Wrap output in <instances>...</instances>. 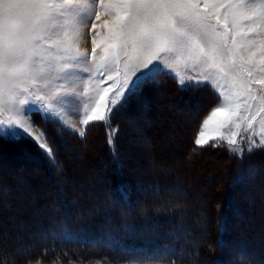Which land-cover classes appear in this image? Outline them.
I'll use <instances>...</instances> for the list:
<instances>
[{"label": "rangeland", "instance_id": "1", "mask_svg": "<svg viewBox=\"0 0 264 264\" xmlns=\"http://www.w3.org/2000/svg\"><path fill=\"white\" fill-rule=\"evenodd\" d=\"M47 2L53 3L56 7L54 9L40 10L43 15L50 17V20L43 22L41 26L43 27L46 24L53 33L67 31L68 36L66 40L72 48L74 50L79 49L80 52H86L88 54L86 57L82 58L85 60V63L81 71H83V69H91V71L84 72L83 80L77 87V93L80 95L82 101L77 109L79 115H73L67 113L66 110L58 109L64 112L67 124L73 129V132L85 133L89 123L99 121L92 119L89 120L87 125L83 123L86 117H90L94 114V110H96V114L104 115L105 120L109 117L105 109V103L118 99L117 92H119L121 88L117 85H122L125 73H131L138 61L134 53L130 54L132 56L130 59L128 56H125L122 51L107 47L109 44V29L107 24H113L115 22V14L109 7L108 0H104L103 7H100V0H77V3H79L82 8L80 9V15L76 16L75 19L68 13H75L77 11L76 9L68 10L59 7L63 4L64 0H47ZM197 2L201 6V13L210 15L213 22H215L216 15H220L221 29L225 23L228 24V27H233L231 17L227 20L225 19L228 9L211 7L213 4H224L229 2V0H197ZM230 2L234 3L235 0H230ZM246 2L248 4H260L261 0H246ZM61 12H64L65 15L62 16ZM97 13L100 15L99 20H95ZM81 17H83V19H81ZM65 20L69 21V27L63 30L59 27H52L54 23L58 22L59 24H63ZM93 22L97 25L95 29L92 27ZM239 23L241 29L247 31V22L239 21ZM235 31L236 30L233 29V35H235ZM249 35L251 37V34ZM93 38L96 40L95 45L93 44ZM241 39V36H236L238 44L241 42ZM94 47L96 50L95 60L92 58ZM106 48L107 59L104 58ZM253 51H255L253 65L248 66L245 63L243 67L247 69V71L252 72V76L249 79L253 89L252 95H254L256 99H250L249 93L242 86L244 78H247V71H244L241 75L237 76L239 84L235 90L239 92V99L235 101V105L238 107L233 114V124L229 128L223 129L225 135H229V133L232 132L238 133V135L229 136L230 139H235L237 143L233 145L226 141L216 140L210 141L209 144H224L232 149L240 151L249 146L250 138L255 139L257 143L264 140V135H260L264 132V111H260L261 108H264V99H262L264 98V85L257 83L258 80H264V72L259 70V68L264 65V58H262L259 51L255 49H253ZM114 57L118 58V63L113 62ZM244 59L245 61L248 59L247 52H244ZM169 60L173 64L175 75L173 79H175V81L183 79L187 82L189 77L196 75L198 72L205 75L211 73L214 79L217 78L216 70L207 69L205 65H198L197 69L194 70L192 68L193 60L189 58V53L185 50H178L177 53L171 54ZM43 63L49 74L47 78H38L37 84L31 90L36 91L39 95L45 96L48 102L55 105L56 101L52 99L53 95L58 92H63L64 88L67 87L64 80L56 78L58 75L62 74V72L57 71L56 66L62 65L66 63V61H53V67L51 69L47 68L48 62L46 59ZM236 63L237 66L241 65L239 54L236 56ZM222 67L229 75L220 78L219 85H223V87L227 89L232 83L233 75V68L227 56L223 61ZM109 76L111 79H109ZM165 76L167 75L160 76L159 79ZM132 79H134V77H132ZM49 80L51 83L48 82ZM219 85L217 86L219 87ZM105 89H108L107 94L104 92ZM169 89V86L162 85L149 87L146 90V97H144L147 100H133L128 107L117 112V119L121 121L123 125H121L122 134L120 138L123 149L122 157L124 165L127 166L130 171L128 172L130 175L129 182L133 189L137 182H141L144 175H149L156 171H158L156 174L158 177L164 178L168 175H173L175 177L176 185L167 186V191L171 189V200L184 203V216L188 210H195L196 217L193 215V220L196 224L194 228L200 231L202 234L201 239L205 241L206 235L208 234L205 232L207 216L203 213V209L207 207L206 203L208 201L212 199L220 201L225 197V191L226 188L228 189L230 186V181L220 178L223 172L220 164L223 159L218 152L201 150L194 154L190 149L191 137L193 138L196 132H191L194 125L193 122L196 121L198 113L204 111L207 107L209 97L205 92L206 90L199 92V102H192L187 100V98L179 97L178 94L171 92V89ZM101 96H103V102L100 100ZM222 98L223 97H221V99ZM249 105H251V107H249ZM116 107H118V105ZM108 108L112 110L115 109L111 103H108ZM12 115H14V113L4 110L2 101H0V120L6 119ZM252 117H255L254 121ZM25 119H27V117H25ZM237 124H239V128L236 127ZM249 125H251V128H249ZM211 127L210 125V129ZM119 129L120 128H118V130ZM250 132L252 133L251 137L249 135ZM210 134L215 135V133L212 132H210ZM93 140L96 141L95 144ZM55 146L57 149L55 161L49 160L53 169H55L52 175L56 179L55 181L58 186L59 184L63 186L66 185V188H69L71 192L73 191L75 195L80 196L84 194L86 202L89 205L91 204V206H89L90 209L96 205L99 209L101 208L104 211L107 210L108 213H110L113 210L112 203L107 208L103 204H95L92 198V193L96 190L95 188L101 189L99 195L95 197L99 201L108 199L109 195L112 193L98 185L99 182H97L99 179L101 180L100 175L108 164L107 159H105L108 153L104 137L101 134L100 136L99 134H93L87 145L81 144L80 146L74 140H68V144L66 145L60 142L58 144L55 143ZM93 151L94 153L96 151L97 155H94ZM57 152H60L61 155H57ZM256 152H260V154L253 157L251 161L260 162L263 166L260 167L262 170L255 177V174H253L254 170L249 167L245 171L243 178V181L252 184L250 189L252 193H247L244 186L240 185L235 189L231 197L238 204L245 201L248 207L250 206V209L257 203V200L259 202L261 201L260 206L257 212L253 213L251 217L239 215V212L236 210L235 206H233L231 209V212H233V220L227 215L219 217V214H217V212H219V207L217 208L218 205H213L214 208L211 206L216 214L215 219L217 227L215 238L217 244H215L218 246L233 249L236 246L235 237L231 238L228 243H224L226 230L229 232L234 231L235 235L238 228L240 229L242 227L241 222L244 220L250 223V227H256V223H261L260 232L255 236V240L259 242V239H264V150H257L254 153ZM101 158L102 160H100ZM37 162L38 160H36V162H34V160L32 161L27 151L18 144L9 145V148L4 147V145L0 147V175L8 176L9 178L11 177L10 179H13L12 185L10 186L7 184H0V245L7 242V237L13 240L11 241L12 244L11 242L9 243L11 248H14V254L28 251V248L34 247L36 242H38L37 240L40 239L38 233H35L36 235L29 239L22 238L21 235L29 229V225L27 223L25 224L20 216L18 218V215L22 212L27 203L32 204L33 210L34 208L42 206L35 199V193L39 195L42 192L56 191V188L53 187L54 183H52L51 174L41 171L39 169L40 167H38L39 162ZM135 173H139L138 175H140V177L135 176ZM74 184L76 186L80 184V187L74 189L72 187ZM185 185L190 186L191 192L181 188V186L183 187ZM13 191H17L19 196L13 200H9V194ZM136 191L137 193L139 192V196L146 197L151 195L154 189L150 187L146 190V188L136 184ZM58 197L60 198V196ZM58 197H56L55 200L53 199L54 205L58 202L56 201L59 199ZM184 197L193 200L195 202V207L191 205H189L190 209L186 207L187 203L184 202ZM71 203L80 206L82 204L81 201L75 198L71 200ZM54 205L50 206L51 208L49 211L51 213L49 214H45L48 209L44 205V212L39 216L48 218L55 212H59L63 216L70 214H67L65 210L61 209L60 207L62 206L60 204H58L60 207ZM9 207L11 211L8 210ZM89 207L83 208L82 217L79 212H75L74 217L90 219L95 211L89 212ZM156 208L164 209L165 207H161L158 201L150 202L146 199L140 206L141 214L142 209L147 212L148 210ZM123 211L129 214L127 207H123ZM145 213V216H143L147 220L148 215ZM179 215L183 217V215ZM12 217H14V220L11 219ZM36 221L38 222L39 219H36ZM159 224L158 221L156 223L153 222L151 229L153 230L155 226ZM8 227L10 230H7ZM179 228L184 234L189 231V226L187 225L179 226ZM219 233H221V239L219 238ZM17 235H20V237ZM238 238H240L238 242L239 245L246 242V239L242 237V235ZM254 260L256 262L260 261L259 258H254ZM249 262L250 261H247L248 264H250ZM54 264H61V262ZM123 264H131V262Z\"/></svg>", "mask_w": 264, "mask_h": 264}, {"label": "snow or ice", "instance_id": "2", "mask_svg": "<svg viewBox=\"0 0 264 264\" xmlns=\"http://www.w3.org/2000/svg\"><path fill=\"white\" fill-rule=\"evenodd\" d=\"M108 5L115 14V22L107 24L109 29L107 47L122 51L130 59L132 58L130 54L134 53L138 61L131 73H125L122 85H117L121 88L117 92L118 99L108 102L115 107L116 112L128 107L133 100H140L149 87L159 83L160 76L175 78L169 57L178 50H185L193 60L194 70L198 65H205L207 69H215L217 75L214 79L211 73L205 75L198 72L189 77L187 82L183 79L176 81L177 87L182 90L206 88L216 101V105L210 108L200 121L193 137L194 147L204 148L210 141L216 140L235 145L237 141L230 139L229 136L238 133L225 135L223 129L233 124V114L238 107L235 101L239 99V92L235 90L239 84L237 76L247 71L243 65L245 63L248 66L253 65L255 58L253 49L259 51L264 58V0H261L260 4H248L246 0H235L232 3L229 0L224 4L211 5L213 8L228 9L225 19L231 17L233 27L230 28L225 23L222 29L220 15L217 14L213 22L210 15L201 13V6L197 0H108ZM103 6L104 0H100V7ZM55 7L56 5L47 0H0V101L4 110L14 113L0 120V147L4 143L30 142L53 161L57 151L54 137L62 136L64 131H73L67 124L64 112L58 109L79 115L77 109L82 101L77 93V87L83 80L84 72L91 71V69L81 71L85 63L82 58L88 54L72 48L66 40L67 31L53 33L46 24L41 26L43 22L49 21L50 17L43 15L40 10ZM59 7L76 9L75 13H68L73 19L80 15L82 8L77 0H64ZM61 15L65 13L61 12ZM99 19L100 15L97 13L95 20ZM239 21L247 22V31L241 29ZM69 26L67 20L63 24L57 22L52 25L53 28L59 27L62 30ZM92 27L93 29L97 27L95 22ZM233 29L236 30L235 35ZM236 36L242 37L239 44ZM93 44H96L95 38ZM244 52L248 54L247 61L244 59ZM238 54L241 59L240 66L236 63ZM226 56L230 59L233 68L232 83L227 89L219 85V79L229 75L222 67ZM92 58L93 60L96 58L95 47ZM104 58H108L107 48ZM45 59L48 62V69L53 67V61H66L56 66L57 71L62 72L56 78L64 80L67 87L63 92L53 95L55 105L48 102L45 96L31 90L37 84L38 78H47L49 74L43 63ZM113 62L118 63V58L114 57ZM259 70L264 72V65ZM251 76L252 72L247 71V78H244L242 86L249 93V98L255 100L249 79ZM48 82L51 83L50 80ZM257 83L264 85V80H258ZM104 92L107 94L108 89ZM100 100L103 102V96ZM108 103H105V109L110 117H114L115 113L108 108ZM260 111H264V108ZM92 119L104 121L105 116L96 114L94 110V114L86 117L83 123L87 125ZM252 120L254 121L255 117H252ZM236 127L239 128V124ZM210 132L215 135H211ZM75 134L80 138L85 137L84 132ZM249 135L251 137L252 133L250 132ZM260 135H264V132ZM109 146L115 156L116 150L111 140ZM211 146L217 148L219 145L212 143ZM257 150H264V140L257 143L255 139L250 138L249 146L239 152L236 149H228L230 155L235 154L240 158L244 152L254 154ZM152 187L154 198L161 207H168L170 210H182L185 207L178 201L166 199L158 183ZM118 191L123 203L130 207V190L121 185ZM168 191L171 192V189ZM8 210L11 211L10 207ZM98 210V206L94 205L89 212ZM159 210L160 208H156L157 212ZM145 212L146 210L142 209V214ZM181 214L183 215L182 212ZM11 219L14 220V217ZM49 235L53 240H60L62 243L73 240L67 230L46 233L42 239L46 241ZM108 239L111 242L113 238L109 236ZM79 242L96 244L104 241L103 237L89 240L86 235H82ZM107 246L112 245L109 243ZM123 251L131 250L123 249ZM164 255L160 253V257ZM10 260L11 257L0 248V264H9ZM29 264L33 262L29 261ZM35 264H40V261L37 260ZM131 264H148V261L135 257ZM168 264L174 262L169 260Z\"/></svg>", "mask_w": 264, "mask_h": 264}, {"label": "trees", "instance_id": "3", "mask_svg": "<svg viewBox=\"0 0 264 264\" xmlns=\"http://www.w3.org/2000/svg\"><path fill=\"white\" fill-rule=\"evenodd\" d=\"M157 85L169 86L171 89L169 90L171 92L178 94L179 97L187 98V100L192 102H199V92L206 90L205 92L209 97L207 107L204 111L198 113L196 121L193 122L194 125L191 132L197 130L202 118L209 112L210 108L214 107L216 103L213 94L208 89L188 88L182 90L177 87L175 79L169 76L159 79V83L151 87ZM144 97H146V92L140 101L145 99ZM112 111L115 113L114 117L109 116L105 121L89 123L86 128L84 138L78 137L75 134L76 132L73 131H64L62 136L54 137L56 144L61 142L63 145H66L68 144V140H74L80 146L81 144L87 145L90 141L91 135L93 134H99V136L101 134L104 137L108 153L107 158L105 159H107L108 164L105 167L106 169L103 170V173L101 175L99 174L101 176V180L99 179L97 182H99L98 185L112 193L109 195L108 199L99 201L95 197L99 195L101 189L95 188L96 190L93 191L92 198L95 201V204H103L107 208L112 203L113 210L110 213H108L107 210L104 211L100 208L92 214L90 219L74 217L75 212L83 214V208L85 209L91 206V204L89 205L86 202L84 194L80 196L75 195L73 194V191L71 192L69 188H66V185L63 186L59 184L58 186L55 181L56 179L52 175L55 169H53L49 158H47L48 156L36 148L35 145H30V142L18 143L20 147H23L27 151L32 161L34 160V162H36V160H38V167H40L39 169L41 171L51 174L52 183H54V185H52L56 188V191L42 192L39 195L38 193H35V199L42 206L34 208L33 210L32 204L27 203L25 208L18 215V218L20 216V218L24 220L25 224L27 223L29 225V229L21 235L22 238L24 237L25 239H29L36 235L35 233H38L40 239L37 240L38 242H36L34 247L28 248V251H22L14 254V248H11L9 243L13 240L7 237V242L0 245V248H2L7 255H10L11 260L9 261V264H29V261H32L33 264H35L37 260L40 261V264H54L58 262H61V264H123L126 262H132L135 257L147 259L148 263L156 264H168L169 260L173 261L174 264H248L247 261H250V264H264V239H259V242L255 240V236H257L260 232L261 223H256V227H250V223L244 220L241 222L242 227L240 229L238 228L235 235L234 231L229 232L226 230L224 243H228L231 238L235 237L234 239L236 244L233 249H227L223 246L216 245L215 233L217 224L215 219V210L213 209V205H218L217 208L219 207V212H217V214H219V217L227 215L232 220L233 212H231V209L233 206H235L239 215L241 214L243 216L247 215L251 217L253 213L257 212L261 201L259 202L257 200V203L253 206L254 208L251 207L252 209H250V206L248 207L245 201L238 204L231 197V195H233L235 189H237L240 185L244 186L247 193H252L250 190L252 184H248L243 181V178L245 171L249 167L254 170L253 174H255V177L259 174V172H261L262 169L260 167H263L262 164L257 161H251V159H253L256 155H259L260 152H256L254 154L244 152L242 158H240L235 154L230 155L228 149L232 148L224 144H217L219 145L217 148H212V143L204 146V148L194 147L193 138L191 137L190 149L194 154L201 150H211V152H218V154L222 156L223 160H221L222 163L220 165L223 172L222 175H220V178L230 181V186L228 189L226 188L225 197L223 199L220 201L213 199L208 202L206 201L207 207L203 209V213L207 216L205 232L208 234L206 235L205 241H203L201 239L202 234L200 231L194 228L196 223L193 220V217H196V215L195 210L193 209L188 210L183 217H180L179 214L184 212V208L182 210H170L168 207H165L164 209H160L159 212H157L156 209H151L145 213L148 215L147 220L144 218L145 215L141 214L140 206L142 205V202L146 199L150 202H154L156 200L154 198L153 191L149 196H139V192L137 193L136 191V184H139V186L148 190V188L158 183L161 186V190L164 193L165 198L171 199V193L167 191V188L171 185H176L174 179L175 177L173 175H168L164 178L158 177L156 176L158 171H156L152 174L144 175L141 182H137L135 184V188H132V185L129 182L130 175L128 172L130 171L127 166L124 165L122 157L123 149L120 138L123 125L122 122L117 119L116 110L113 109ZM118 128L120 129L118 130ZM110 140L116 150L115 156L109 146ZM93 142L94 144L96 143L95 140H93ZM12 144L13 143H4L3 145L4 147L9 148V145ZM58 154L61 155L60 152H57V155ZM94 155H97L96 151ZM100 160H102V158ZM138 174L139 173H135V176L140 177ZM10 178L8 176L0 175V184H7L9 186L12 185L13 179ZM121 185H123L127 190H130V207L123 203L120 192L118 191ZM72 187L74 189H78L80 184L78 186L74 184ZM181 188L185 191L187 190L191 192V188L188 185L183 187L181 186ZM17 196H19L18 192L13 191L9 194L8 199L13 200L14 198H17ZM58 196H60V198ZM56 197L59 199L56 200L58 202L55 205L57 207H60L61 205L62 207L60 208L65 210L67 214H70L63 216L59 212H55L48 218L39 216L44 212V205L48 209L45 214L51 213L49 209L51 208L50 206L54 205L53 202ZM73 198L81 201V206L72 204L71 200ZM184 198V202L187 203L186 207L189 208V205L195 207V202L193 200L188 197ZM181 204L184 205L183 202ZM211 206L213 208H211ZM123 207L128 208L129 214L123 211ZM36 219H39V221L37 222ZM165 220L166 222H169L166 223ZM157 221L160 224L155 226L152 230L151 227L153 222L156 223ZM183 225L189 226V231L185 234L182 233L179 228V226ZM7 230H10L9 227ZM64 230H67V233L73 237L72 241L62 243L60 240H53L50 235L46 241L42 239V236L46 233H50L52 231L59 233ZM172 233H174V235ZM219 234V238L221 239V233ZM82 235H86L89 240L92 238L103 237L104 242L96 244L88 242L82 244L79 242ZM240 235L246 239V242L239 245L238 242L240 241V238L238 237H240ZM17 236L20 237V235ZM109 236L113 238L111 242L108 239ZM109 243H111V247L107 246ZM123 249L131 251H123ZM160 253H164L165 255L160 257ZM254 258H259L260 261L256 262Z\"/></svg>", "mask_w": 264, "mask_h": 264}]
</instances>
